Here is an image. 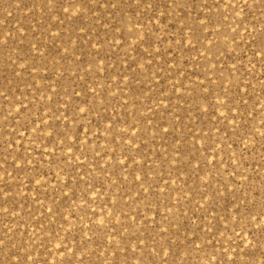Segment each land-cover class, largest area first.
<instances>
[{
	"label": "rangeland",
	"instance_id": "374dc122",
	"mask_svg": "<svg viewBox=\"0 0 264 264\" xmlns=\"http://www.w3.org/2000/svg\"><path fill=\"white\" fill-rule=\"evenodd\" d=\"M70 2L73 7L82 8L73 19H68L71 9L69 13L62 10L66 0H56L51 10L48 0H0V35L7 38L11 34L7 43L0 45V89L8 96L7 101L0 97V162L5 156L8 160L0 169V175H4L0 188L12 194L0 201V206L11 212L0 215V264H199L201 258L208 259L209 264H264V229L248 230V239L252 241L248 248H244L241 239L244 233L237 237L232 232V228L239 231L238 223L227 230L233 241L225 242L216 232L208 235L212 244H206L202 250L184 241L185 236L196 239L193 230L201 224L197 218L205 216L203 209L197 210L198 206L207 208L215 189L223 193L215 203L220 215L225 214L226 207L228 214L234 212V204L240 199L251 204L245 209L246 214L264 211V136L259 135L264 133V56L255 57L254 52L264 43V0H248L247 4L233 0L234 7L225 0ZM149 2L152 9L146 8ZM236 11L241 12L236 15ZM55 15L64 23L55 22ZM129 29L133 30L131 34ZM190 29H196L199 36V43L193 41L195 47L181 42V35L191 37ZM58 30L61 36L53 42L50 32ZM138 33L151 35L152 57L145 51L146 44L135 45L133 37ZM32 43L42 48L44 57L31 53ZM25 58L31 59L39 71L30 74L33 65L19 69ZM129 63L132 68L127 67ZM18 71L24 81L35 87H26L15 75ZM42 76L51 79L41 80ZM88 86L96 91L85 94L83 89ZM221 86L231 90L228 96L236 100L242 97L247 103L238 104L233 113L224 108L209 109L210 113L215 111L210 118L200 113L198 108L215 103L218 96L228 98L221 95ZM37 87L48 90L40 92ZM204 96H208L207 101ZM84 100L87 104L81 103ZM90 104L96 105L91 114L77 120V116L83 115L79 108L87 110ZM17 108H21L19 113ZM56 109H60V119L53 121L51 116ZM241 112L240 118L247 122L241 130L251 136V146L243 153L237 137L219 132L222 125L216 122L218 117L222 119L221 114L239 117ZM41 120L57 124L58 130L65 131L67 140L50 137V128H45L42 138L36 139L37 127H45ZM109 124L112 130L105 132ZM80 125L90 130L84 131ZM77 130L80 142L69 149L66 144H74ZM113 136L114 143H109ZM49 139L56 143L49 144ZM53 150L59 158L55 163L49 155ZM126 150L139 163L126 158ZM81 151L87 152V156H82ZM65 152L83 160L86 170L94 174L97 187L89 192L90 198L95 197L90 208L80 199L79 189L74 196L70 189L66 190V200L61 199L58 188L53 189V185L67 180L61 172ZM17 156H27L33 164L40 161L45 175L33 173L32 165L26 171L14 170L13 163H23L15 159ZM117 161H123L127 169L123 170ZM75 164L72 159V165ZM141 167L144 171L132 174L133 169ZM235 168L243 175H229ZM84 171L77 168L72 174ZM88 179L86 176L85 180ZM224 183L228 185L227 191L222 187ZM203 192H207V200L201 199ZM34 198L42 200L44 207ZM113 202L127 213V220L119 211L112 219L130 227L108 224L106 217L112 212ZM81 205L85 207L82 210ZM57 206L59 213L45 218L44 211H55ZM169 208L172 210L168 211ZM91 209L99 216L92 215ZM213 215L209 211L203 224L207 225ZM101 219L106 227L97 230ZM259 219L257 216V222ZM169 223L171 230L166 233L163 230L169 228ZM89 227L93 230L88 231ZM117 228L120 235H107ZM137 236L141 237L139 243ZM121 237L127 243L126 249ZM156 243L164 246L169 256L162 259L156 255L154 247L161 252ZM183 243L186 244L179 245ZM117 245L120 252L116 254ZM69 248L73 250L70 254ZM225 248L229 251L225 252ZM229 253L234 257L230 262ZM213 254L216 261L211 260Z\"/></svg>",
	"mask_w": 264,
	"mask_h": 264
},
{
	"label": "snow or ice",
	"instance_id": "6c2138e0",
	"mask_svg": "<svg viewBox=\"0 0 264 264\" xmlns=\"http://www.w3.org/2000/svg\"><path fill=\"white\" fill-rule=\"evenodd\" d=\"M141 0H135V3L136 4H140ZM225 2L228 4V5H232L233 7L235 6L233 4V0H225ZM243 2L245 4L248 3V0H243ZM254 3H259V0H253ZM217 3H219V0H217ZM48 5H49V9L51 10V8L55 7L56 5V0H48ZM112 7H115V5H111ZM146 8L147 9H152L153 8V4L151 2L147 3L146 4ZM70 9H71V13H70V16L68 17V19H73L75 18L78 13H80L82 11V8L80 6H75L73 7L72 3L70 2V0H66V6H63L62 10L64 13H69L70 12ZM79 9V10H78ZM242 11V10H241ZM241 11H236L235 14L236 15H239V12ZM53 16H51V20L53 19ZM56 19H55V22H59L61 24L64 23L63 20H60L59 16L55 15ZM209 22H211V18H208ZM203 22V21H202ZM242 22V21H241ZM70 31V30H68ZM192 35L190 38L188 37H185L184 35H181V42H187L189 44L192 45V47H195V44L193 43V41H196L197 43H199V36L197 35V30L196 29H190ZM236 29H233V32H235ZM245 31H247V29H245ZM133 32L132 29H129V34H131ZM180 32L182 33L183 32V29L180 30ZM11 34L8 35V37L10 36ZM61 36V32L58 30L56 32H50V37L51 39L55 40V38L57 37H60ZM7 37V38H8ZM7 38L4 37V35H0V45L2 44H6L7 43ZM134 38V43L135 45H140L141 43H144L147 45V48L145 49V51L147 52L148 56L149 57H152V54H153V51H151L152 47H153V40H152V37L149 33H144V34H140L138 33ZM128 39V38H127ZM233 41H235V38H232ZM252 40L255 41L256 40V37L253 36L252 37ZM70 41V39L68 40ZM182 46V44H181ZM129 47H131V45H129ZM31 49H32V52L33 54H37L39 57H44L45 56V53L44 51L42 50V48H37V45L35 43H32L31 45ZM134 50V49H133ZM65 51L67 52L68 49L67 47L65 48ZM255 52V57H258V56H264V43H262L261 45H258L257 47V50L254 51ZM157 54H159V50H156ZM71 54V53H69ZM98 54V53H97ZM63 58V57H62ZM228 59H232L231 56H228ZM261 63H264V60L261 61ZM29 65H33L31 68H30V74L33 73V70L35 71H39V68L36 67L33 63V61L29 58H25L23 60V62H21L19 65H18V68L21 69V70H24V69H29ZM128 68H132V64L129 63L127 65ZM235 67V66H234ZM252 68H255V64L252 65ZM238 68H235V70L237 71ZM105 71H107V68H105ZM231 71V69L229 70ZM247 71H250V69H247ZM15 75L17 77H20L21 78V82H24L26 84V87H35L34 84L32 83H29L27 81H24L23 80V77H22V73L21 72H16ZM51 79L50 76H42L41 80H49ZM85 83L87 84V81H85ZM180 86L182 87L183 84L181 83ZM50 87V86H48ZM48 87L46 88H39L37 87L36 90L37 91H40V92H44V91H47L48 90ZM174 88L176 87V85L173 86ZM53 94L54 95H59V93L56 92L55 89H51ZM83 91L85 92V94H87L89 91H92V92H95V88H91L90 86L88 87H85L83 89ZM221 95L223 96H228V93L231 91L230 89H226L224 87L221 86ZM75 95H79L78 92L74 93ZM0 97H2L4 99V101H7L8 100V96L6 94V91L3 90V89H0ZM49 99H51V97H49ZM204 100H208V96H204L203 97ZM244 103L246 104L247 101H243L242 97L240 100H236L234 96H228V98L225 100V99H221L220 96L217 97L216 99V102L215 103H212V102H209L208 103V106L206 108H198V111L204 115H208L209 118L212 116V115H215V111L213 112H209V109H218V108H224L226 109V111L228 113H233L234 111L237 110V105L240 104V103ZM22 103V102H21ZM81 103L83 104H87V100H84V101H81ZM127 103V101H125V104ZM96 105L94 104H90L88 105V108L87 110L85 108H79V113L83 114L82 116H77L76 119L79 120V119H82V118H85L87 117L88 115L91 114V112L95 109ZM23 108L25 109L26 106H23ZM21 111V108H17L16 109V113H19ZM58 113H60V109H56L55 111L52 112V116H51V119L53 121H56V120H59L60 119V115H58ZM9 116L12 115L11 112L8 113ZM222 115V119L221 117H218L217 118V123H220L222 126L218 129L219 132H221L222 134L224 135H227L228 137L232 138L233 135H235L237 137V141L242 145V148H241V153H243L245 150H247L251 145L248 144V140L251 138L250 135L247 134V132L245 130H241L244 126V124H246L247 122L242 120L240 117H242L243 113L241 112L240 116L237 117V116H227V115ZM64 119L67 120L68 117L67 116H64ZM223 121H227L228 124L227 125H224L223 124ZM33 123H35V121H33ZM41 124H44V128H40V127H37L36 131H37V137L36 139H41L42 138V135H43V132L45 130V128H50L52 129V132L49 133V136L50 137H57V138H60L62 137L64 139V141L67 140V135L65 133V131H61V130H58V125L55 124V123H47V121H44V120H41L40 121ZM262 123H264V121H262ZM134 127V125H133ZM80 128L83 129V125H80ZM244 129V128H243ZM84 131H89V129H83ZM112 130V125L109 124L107 128L104 129L105 132H110ZM69 131H71V129H69ZM164 131L167 133L168 129L165 128ZM258 129L255 131L258 133ZM259 135L261 136H264V133H259ZM75 136H76V140L74 142V144H66V147L71 149L75 144H79L80 142V131L77 130L75 132ZM121 139H124V136H121ZM115 141V136H113L112 140L109 141V143H114ZM49 144H54L56 143V140L54 139H49L48 141ZM84 144H88V141L87 139L85 138V141H84ZM81 148H83V145H81ZM95 156H99V152H96L95 149H92ZM45 151H46V147H45ZM105 154H107V150L104 149L103 150ZM205 151H207V149H205ZM41 155H43V153H41ZM50 156H52L53 160L52 162L55 163L59 158L56 156L55 154V150H53L52 153H49ZM81 155L82 156H87V152L85 151H81ZM123 155L128 158V159H131L133 163H139V161H136L135 157L131 156L130 155V152L129 151H125L123 153ZM137 155H140L139 152H137ZM103 157H100V159H102ZM15 159L17 160H22L23 163L22 164H17V163H13V169L14 170H18V171H26L28 166L29 165H32V172L35 173L37 176L39 175H45L44 172L41 171L40 169V161H37L36 164H33L32 160L25 156V157H20V156H17L15 157ZM72 159H75L76 160V164L75 165H72ZM231 159V158H230ZM7 157L5 156V158L3 159V162H0V169H4V165L5 163L7 162ZM65 167L64 168H61V172H64V174L67 176V180L62 183V184H57V185H53V189H56L58 188L59 189V192L60 194H62V197L61 199L62 200H66V198H69V195H68V191L66 190H71V193H72V196L76 195V192H77V189H79L82 193V195L80 196V199H82L84 201V205H87L89 208L91 206V204L93 202H95V197H89V192L90 191H94L97 187L96 183H94V174L92 172H89L87 171V166L85 165L84 161L81 160L79 157H76L75 154H72L71 157H69V154L67 152L64 153V156H63V160L61 161ZM118 164H120L122 166V169L123 170H126L127 169V165L124 164L123 161H117ZM145 163H146V160H145ZM213 168H217L218 169V165L216 164H213L212 165ZM97 167H99V164L97 163ZM77 168H80V169H85V171L83 172V174H80L79 172L76 173V175L74 176L72 173L76 171ZM101 172L105 171V169L103 168H100L99 169ZM144 171V169L141 167L140 169H133L132 170V174L135 175V173L137 171ZM238 173H241L239 168H235L234 171H232L231 173H229V175H232V176H238V175H243V174H238ZM7 175L11 176L12 174L10 172H7ZM56 179L59 180L60 179V175L59 173H56ZM145 177L147 176V173L145 172L144 173ZM89 177V179L86 181L85 180V177ZM138 181H140L141 183H144V180L141 179V177L139 176H136L135 177ZM245 179H248V177H244ZM4 179V175H0V181H2ZM32 179H35V176L32 177ZM37 184H39V181L37 180L36 181ZM85 185V187L81 188V185ZM70 185V186H69ZM22 186V185H20ZM42 187H44V185H41ZM100 187H103V184L100 185ZM223 189L224 190H228V185L226 183H224L222 185ZM182 191V190H181ZM47 193V191L45 192ZM12 195L10 192H6L4 190V188H0V201H4V200H7V198ZM195 195V194H194ZM201 195V199H205L207 200L208 199V194L207 192H203L200 194ZM220 195H223L222 192H220L219 190L215 189V194H211V203L208 204V207L207 208H204L203 205H199L198 206V209L197 210H200V209H203L204 213H205V216H201V217H198L197 219H200L201 220V224L199 225H196V228L193 230V235L194 237H196V239L194 240L193 238H190L188 236H185L184 237V241L187 243V242H191V245L190 246H194V248L196 250H202L203 247L206 245V244H212V239H208V235L213 233V232H216V235L220 238H224L225 242L227 241H233V235H229L227 230L231 227V225H234V224H239V231L236 230V228H232V232L235 234V236L237 237H241V233H244V235L241 237V239L244 241V248H248L249 245L252 243L251 240L248 239V230H250L251 228H255L257 230H261V229H264V211H259V212H255V213H249V214H246L245 212V209L249 208L251 206V204L249 203H245V200L244 199H240V202L239 203H236L234 204V208H235V211L232 212L231 214H228L227 212V207L225 208V214L224 215H220L218 213H216V208H215V203H216V198L217 196H220ZM45 199H47V195H45L44 197ZM34 200L38 203H40L41 205V208L44 207L43 205V201L42 200H39L38 198H34ZM55 203V201H53ZM105 204H109V201H104ZM84 205H81V210L84 209ZM243 206V208H242ZM172 209L169 208L168 211H171ZM239 210V211H238ZM59 207L57 206L55 211L53 210V208H47L45 211H44V216L45 218H47V216L49 214L51 215H56L57 213H59ZM121 212L124 216V219L127 220V213H124L123 212V209H119L117 204L115 202L112 203V212H110L108 214V216L106 217L107 219V222L108 224H113L115 226L116 223H121L123 224L124 227H130L131 225H128V224H125L123 223L122 221H114L112 219L113 215L115 214V212ZM211 211L212 213H214V215L211 217V220L209 221V223L207 225H204L203 224V220L207 217V214L208 212ZM91 213L92 215H95V216H99L98 213H96L95 209H91ZM3 214H11L9 208L7 207H4V206H0V215H3ZM88 213H84V215H87ZM257 216L260 217L259 221L257 222ZM61 219L64 220L65 222L66 221V218L62 216L61 214ZM80 219H83V217H80ZM167 219V217H166ZM190 219V218H189ZM218 221L217 224H213L212 221ZM91 224H96V221H90ZM63 226V225H61ZM103 227H106L105 223H104V220L101 219L99 224L97 225V230H99L100 228H103ZM184 227L188 228V225L185 224ZM93 229L91 227L88 228V231H92ZM171 230V223H169V228L168 229H164L163 231H165L166 233L169 232ZM120 235V230L117 228L115 233H113L112 231H108L107 235L108 236H113V235ZM201 234H203V238H201ZM121 240L123 242V246L125 247V249L127 248V243L124 242V238L121 237ZM136 240L137 242H141V237L137 236L136 237ZM199 241V242H198ZM186 243H183V244H179V245H185ZM3 244V241H0V245ZM109 244H111V241H109ZM156 245L160 248L161 252L158 253L157 250H156V247L153 248V252L158 255V256H161L162 259H164L165 257L169 256V252L165 251V247L164 246H161L159 245L158 243H156ZM145 247H147V245H145ZM168 247H171V245H168ZM73 250L71 248L68 249V254H70ZM114 251L116 252H120V245H117V247L114 249ZM133 251H135V249H133ZM184 251L187 252V250L185 249ZM225 252H228L229 250L227 248L224 249ZM232 251H235V249H232ZM241 251H243V249H241ZM162 253V255H161ZM31 256L28 257V259H30ZM211 258L216 261L217 260V256L216 255H211ZM234 259V257L229 253L227 255V261H232ZM241 259H243V257H241Z\"/></svg>",
	"mask_w": 264,
	"mask_h": 264
},
{
	"label": "clouds",
	"instance_id": "9594fccd",
	"mask_svg": "<svg viewBox=\"0 0 264 264\" xmlns=\"http://www.w3.org/2000/svg\"><path fill=\"white\" fill-rule=\"evenodd\" d=\"M79 10V9H78ZM212 261H214L212 258H211ZM199 264H209V260L208 259H203L201 258Z\"/></svg>",
	"mask_w": 264,
	"mask_h": 264
}]
</instances>
